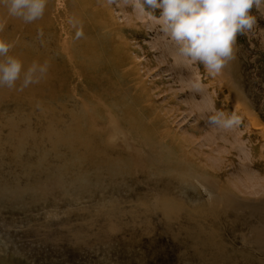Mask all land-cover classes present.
<instances>
[{"label":"rangeland","instance_id":"1","mask_svg":"<svg viewBox=\"0 0 264 264\" xmlns=\"http://www.w3.org/2000/svg\"><path fill=\"white\" fill-rule=\"evenodd\" d=\"M34 2L29 12L36 7ZM50 3L40 36L29 42L30 47L37 41L46 42L52 50L49 56L56 59L47 68L43 79L46 93L37 97L38 105L60 110L61 104L52 99L59 85H65L66 96L60 97L64 107L76 116H87L85 122L74 123L90 130L106 126L107 134L124 131V144L129 146L123 148L126 153L135 146L153 162L170 159L171 166H178L181 172L203 175L205 185L214 183L221 188L222 197L232 198L241 215L264 204V0ZM13 43L6 45L0 69L5 68L4 60L18 42ZM27 67L31 66L11 70ZM9 79L6 76L5 80ZM33 81L32 76H26L16 83L29 86ZM6 88H0V99H9ZM23 97L21 103H26ZM81 139L85 140L83 129ZM75 146L82 159V142ZM143 167L123 182L124 190L112 193L114 205L120 209L113 219L119 225L114 235H104L99 222L84 221L87 213L91 214L84 210L99 203L102 196L75 195L71 203L61 198L58 217L70 211L68 206L74 220L63 227V236L55 234L57 241L45 230L41 235L46 236L30 231L40 219L34 215L44 214L39 210L30 207L24 211L15 204L16 211L10 208L0 213V264H215L212 255L201 257L203 248L190 241L184 245L186 232L179 234L176 225L171 229L163 222L159 210L156 212L163 200L162 186L152 181L155 177L143 175L147 173ZM163 173L165 179L168 173ZM198 189L204 199L212 197ZM172 191L179 194L175 185ZM190 196L188 191L186 197ZM107 197L109 202L112 197ZM136 202L147 208L145 214H136L140 217L128 211L140 208ZM41 203L44 221L57 218L56 211H48L46 198ZM216 207L225 208L222 199ZM257 218L253 214V224ZM86 224L85 231L77 228L73 244L68 233ZM187 225L186 231H191ZM242 249L237 243L228 252ZM233 252L231 256H236ZM251 255L254 264H264V254L256 248H251ZM243 261L253 264L242 256L220 264Z\"/></svg>","mask_w":264,"mask_h":264},{"label":"bare ground","instance_id":"2","mask_svg":"<svg viewBox=\"0 0 264 264\" xmlns=\"http://www.w3.org/2000/svg\"><path fill=\"white\" fill-rule=\"evenodd\" d=\"M34 1L0 0V59L7 52L5 47L9 41L18 42L16 46V43H13L11 50L9 49V56L3 63L5 68L0 69V88L8 87L6 91L9 97L8 100L0 99L3 100L0 101V213L10 208L16 211L15 204H19V209L24 211L31 207L34 211L39 210V213H44L42 216L33 214L40 219L38 218L35 227L30 229L31 232H36V236H46L41 235L44 234V230L50 235L52 233L62 235L63 227L74 220L70 217L72 208L68 206L66 208L70 211L65 212L64 217H58L60 213L57 208L63 204H61L62 199L64 201L67 199V202L71 203L75 195L102 196L99 203H94L84 210V212L91 211V214L87 213L84 221L90 220L91 224L99 222L104 228L103 231L101 230L104 235H114L119 225L114 223L113 219L120 215V209L117 202V206L114 205L115 196L112 193L117 189L124 190L123 182L132 178L138 169L144 166L148 174L143 173V175L155 177V179L151 178L152 181L162 186L163 200L155 211L158 213L159 210L168 228L176 225L179 234L186 232L187 239L183 241L184 245L190 241L195 247L203 248L204 250L199 252L201 257L212 255L215 264L228 260L234 262L237 256L246 257L251 263L255 261L251 255V248L254 250L256 248L258 252L264 254V204L253 209L252 213L258 216L257 223L253 224L252 213L239 214L235 203L231 201L232 198L227 195L222 197V189L214 183L209 187L206 186L203 175L181 172L178 166H171L173 161L170 159L163 158L153 162L147 156L138 153L135 146L126 153L123 148L126 150L129 146L124 144V131L117 134L110 131L107 134L106 126L90 130L85 129L84 125L74 123L80 120L85 122L83 119L87 116H76L64 107L63 99L60 97L66 96L65 85H59L52 99L61 104L60 110L55 112L50 106L38 105L37 97L46 93L43 79L47 77V68L56 59L49 56L52 50L44 41H37V44L29 46V42L36 41L40 36L38 31L42 21L45 20L47 9L51 6L50 0H37V3ZM32 2L36 7L33 12H29L28 7ZM47 19L50 21L48 17ZM66 50L69 51V48ZM26 54L29 57L25 58ZM69 60L72 61L70 58ZM23 66L31 67H27L24 71L19 69V72L11 70ZM6 76L10 79L5 80ZM26 76L33 77V84L18 86L16 80ZM28 93L33 97L28 96ZM4 95L6 96L5 90ZM23 95V101L26 103H21L20 97ZM82 129L85 140L81 139ZM118 141L121 145H116ZM81 142L84 146L82 159L79 157L81 151L75 146L76 143ZM119 151L125 155L120 154ZM164 171L168 173L165 179L161 176ZM174 185L178 188V195L173 193L174 190L172 191ZM198 188L212 197L209 200L204 199ZM188 191L191 192L192 197H186ZM108 194L112 197H109L111 198L109 202ZM45 198L50 205L47 207L48 211L52 214L54 211L57 213L55 215L57 218L51 221H44L45 212L41 211L44 209L41 208V200ZM220 199L225 203L223 210H218L216 207ZM138 202H136L137 207L142 203ZM138 208L134 207L133 210L128 211H131L130 213L135 217L136 214H145L147 211L146 205ZM184 222L191 227V231H186ZM140 224L145 223L140 222ZM88 226L86 224L82 228L75 227L74 232L68 233L67 238L73 243L77 238V228L85 231ZM241 229L244 230L241 236L235 235L232 238L227 236ZM55 236L57 241L59 237ZM83 238L86 237L83 235ZM237 243L244 246V249L232 251L236 256H231L232 252L228 250L234 249Z\"/></svg>","mask_w":264,"mask_h":264}]
</instances>
